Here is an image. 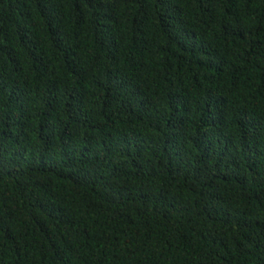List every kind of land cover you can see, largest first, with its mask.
Returning <instances> with one entry per match:
<instances>
[{
    "label": "trees",
    "instance_id": "1",
    "mask_svg": "<svg viewBox=\"0 0 264 264\" xmlns=\"http://www.w3.org/2000/svg\"><path fill=\"white\" fill-rule=\"evenodd\" d=\"M0 264H264V0H0Z\"/></svg>",
    "mask_w": 264,
    "mask_h": 264
}]
</instances>
